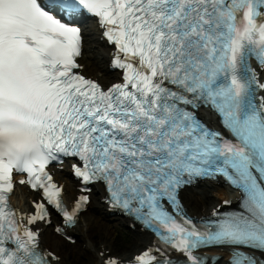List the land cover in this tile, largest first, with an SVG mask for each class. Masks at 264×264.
Returning a JSON list of instances; mask_svg holds the SVG:
<instances>
[{"label":"snow or ice","instance_id":"6c2138e0","mask_svg":"<svg viewBox=\"0 0 264 264\" xmlns=\"http://www.w3.org/2000/svg\"><path fill=\"white\" fill-rule=\"evenodd\" d=\"M81 9L115 46L122 83L75 71L81 29L62 20ZM261 73L264 0H0V264H61L37 225L51 224V206L64 234L89 203L64 205L47 168L66 158L82 191L102 183L109 206L157 238L127 261L101 252V264H217L200 254L209 247L232 248L229 264H264ZM16 173L42 192L30 216L9 204ZM218 177L242 193L239 210L190 217L182 190Z\"/></svg>","mask_w":264,"mask_h":264},{"label":"bare ground","instance_id":"6f19581e","mask_svg":"<svg viewBox=\"0 0 264 264\" xmlns=\"http://www.w3.org/2000/svg\"><path fill=\"white\" fill-rule=\"evenodd\" d=\"M86 30V50L83 54L82 62L86 64V70L91 71L89 75L98 76L102 83L111 81L113 75L108 69V53L110 48L103 45L99 40L95 28H85ZM107 62V63H106ZM262 80H264V73H262ZM57 179L61 182H65V199L69 200L74 197L75 183L73 182L69 169L63 172H57ZM33 195L29 193L25 188H17L13 194L12 200L15 204L21 207L29 206L28 197ZM105 195V191L99 185L94 187L92 192V199L89 203L88 209L82 214L81 219L76 227L70 231L78 235L79 240L86 245L83 252L79 253L75 259H72L71 251L63 250L60 247L61 241L58 238L49 240L45 235V231L42 235V246L44 248H50L56 251L61 256V264H101L102 258L101 252L107 253L111 250L112 255L119 256L122 259L131 258L134 254L142 251L145 247L153 241V236L140 230L138 227L134 232L131 243L128 244L130 248L125 249L122 253H114L112 241L109 240V236L104 238L98 245H95V238L97 233L93 231V225L99 221H109V230L116 227L119 223L129 225V221L125 218H120L117 221L106 210L104 203L100 201V198ZM182 198L186 204L189 212L192 215H207L217 205L231 198L229 191L226 188L216 186L213 182H206L198 187L187 188L182 192ZM109 233V232H108ZM87 254V257L85 256ZM87 262V263H86ZM223 259L217 264H225Z\"/></svg>","mask_w":264,"mask_h":264},{"label":"rangeland","instance_id":"374dc122","mask_svg":"<svg viewBox=\"0 0 264 264\" xmlns=\"http://www.w3.org/2000/svg\"><path fill=\"white\" fill-rule=\"evenodd\" d=\"M109 83V82H107ZM107 83H104L107 85ZM120 221V220H117ZM109 221H99L98 223H95L93 225V231L97 233V237L95 238V245H98L100 241H102L104 238H107L109 236V240L112 241L113 245V251L114 253H122L125 249L130 248L128 244L131 243L132 237L134 235V231L131 230L127 224L124 223H119L116 227L113 229L109 230ZM109 232V233H108ZM47 237L49 239L53 238V234L51 232V229L48 231ZM130 242L127 244L125 248H120L119 246L121 245L122 242L124 241H129ZM126 245L123 244L121 245L122 247ZM62 249H67L70 248L69 250L73 251L72 257L76 258V256L84 251V243H82L81 240L78 239V242L76 245H65L64 242H62ZM125 252V251H124ZM87 257V254L85 255ZM87 263V262H86ZM88 264H91V262H88Z\"/></svg>","mask_w":264,"mask_h":264}]
</instances>
